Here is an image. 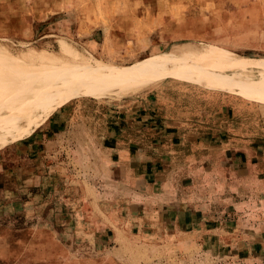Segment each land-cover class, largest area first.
Returning a JSON list of instances; mask_svg holds the SVG:
<instances>
[{
	"label": "rangeland",
	"instance_id": "1",
	"mask_svg": "<svg viewBox=\"0 0 264 264\" xmlns=\"http://www.w3.org/2000/svg\"><path fill=\"white\" fill-rule=\"evenodd\" d=\"M53 7L57 9H49ZM132 18L136 23L132 29L148 35L150 42L145 46L137 42L141 37L116 38L125 29L124 21L131 24ZM58 38L118 66L177 50L183 44L209 43L240 56L264 58V0H0V46L29 43L35 47L0 75V148L30 131L66 101L126 98H98L45 86L58 60ZM167 78L215 89L195 81L187 71ZM229 91L264 98L258 93L264 88ZM39 129L47 128L41 125ZM57 157L65 165L55 174L61 179L60 186L48 185L47 167L27 166L22 173L16 166H0V264H34L50 252L64 258V248L57 245L62 236L54 231L64 227L71 229L70 239L64 242L86 256L85 264H257L255 255H237L221 243L209 248L203 237L191 232L174 235L158 228L152 232L145 230L143 221L139 225L127 215L98 219L91 209L96 204L85 200L86 194L94 195V186L83 191L76 185L89 174L79 165L81 156L62 153ZM82 158L84 163L94 161V156ZM65 181L69 186H63ZM54 194L58 201L64 194L70 198L57 204L55 219L48 204ZM91 246H95L93 251ZM71 259L76 260L74 255Z\"/></svg>",
	"mask_w": 264,
	"mask_h": 264
},
{
	"label": "crops",
	"instance_id": "2",
	"mask_svg": "<svg viewBox=\"0 0 264 264\" xmlns=\"http://www.w3.org/2000/svg\"><path fill=\"white\" fill-rule=\"evenodd\" d=\"M134 20H123L125 29L116 38L141 37L137 42L145 46L148 35L132 29ZM258 97L264 99L166 78L119 101L72 99L0 148L15 143L0 153V166L22 173L27 166L47 167L48 185L60 186L56 175L65 165L57 156L79 155L89 174L76 185L83 191L94 186L85 200L96 204L91 209L98 219L127 215L152 232H191L209 248L221 243L264 264V101ZM41 125L47 129L36 130ZM82 156L94 161L84 163ZM52 197L55 219L57 204L70 198ZM70 230L54 229L62 236L57 245L64 258L50 252L34 264H85L86 256L64 242Z\"/></svg>",
	"mask_w": 264,
	"mask_h": 264
},
{
	"label": "bare ground",
	"instance_id": "3",
	"mask_svg": "<svg viewBox=\"0 0 264 264\" xmlns=\"http://www.w3.org/2000/svg\"><path fill=\"white\" fill-rule=\"evenodd\" d=\"M62 38L57 39V63L44 84L64 92L119 100L181 71L218 90L264 88V60L233 54L209 43L183 44L177 50L118 66L97 59ZM34 49L29 43H22V47L0 46V75Z\"/></svg>",
	"mask_w": 264,
	"mask_h": 264
},
{
	"label": "trees",
	"instance_id": "4",
	"mask_svg": "<svg viewBox=\"0 0 264 264\" xmlns=\"http://www.w3.org/2000/svg\"><path fill=\"white\" fill-rule=\"evenodd\" d=\"M244 56V55H243Z\"/></svg>",
	"mask_w": 264,
	"mask_h": 264
}]
</instances>
